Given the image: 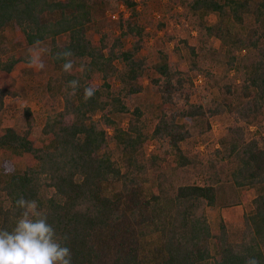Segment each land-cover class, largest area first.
I'll use <instances>...</instances> for the list:
<instances>
[{
    "label": "trees",
    "instance_id": "16d2710c",
    "mask_svg": "<svg viewBox=\"0 0 264 264\" xmlns=\"http://www.w3.org/2000/svg\"><path fill=\"white\" fill-rule=\"evenodd\" d=\"M148 2L0 0V76L19 62L4 35L9 26L20 33L16 44H44L59 72L43 87L46 143L36 144L28 109L21 133L0 129V151L26 154L35 164L20 171L0 166V227H14L15 201L24 196L69 237L73 264H245L247 257L264 264V0H173L182 9L181 28L196 35L195 45L182 38L173 50L185 51L183 67L163 45L151 58L141 55L149 29L166 26L152 22ZM211 40L220 48L210 51ZM65 51L73 53L70 72L57 58ZM220 56L226 70H241L239 81L219 85L201 64ZM197 75L218 90L209 104L193 99ZM72 80L79 81L75 92ZM144 82L159 99L151 130L142 107L128 103ZM89 86L94 95L85 99ZM5 96L0 88V114ZM216 118L227 124L215 144L209 139ZM168 159L169 174L161 170ZM226 184L253 194L234 240L223 222L213 235L205 214L229 204Z\"/></svg>",
    "mask_w": 264,
    "mask_h": 264
},
{
    "label": "rangeland",
    "instance_id": "374dc122",
    "mask_svg": "<svg viewBox=\"0 0 264 264\" xmlns=\"http://www.w3.org/2000/svg\"><path fill=\"white\" fill-rule=\"evenodd\" d=\"M121 10H123V8H121ZM147 10L153 23L164 21L166 26L165 30L159 32L153 28L149 29L151 37L142 50L141 55L151 58L156 48L163 45L172 54V61L174 63L180 64L182 67L185 66L187 64L185 51L181 50L180 53H173V50L177 44H180L179 40L182 38H185L190 44L195 45L196 35L194 32H186L181 28L180 23H184V21L178 18L177 15L182 12V9L175 6L173 0H149ZM206 20L210 24L215 23L217 21V16L210 15ZM190 27V25L186 26L187 29H190ZM164 33L175 35L176 41L171 43L166 42ZM4 35L10 43V46L15 45L10 53L16 56L19 62L14 66L7 77L0 76V88L6 90L4 107L0 114V129L12 127L18 133H21L24 130V121L26 120L24 117V110L28 109L35 121L33 137L36 140V144H44L47 140L42 135L41 129L48 111L43 105V87L49 78L57 77L59 72L56 71L50 63L45 53L44 44L35 46H20L16 44L15 41L20 37V33L12 26L4 30ZM87 35L93 41H97L98 39V36L91 31L88 32ZM126 45L129 46V42H127ZM207 48L211 51L213 48L219 49L220 47L216 40H211ZM202 53L204 52L202 51ZM237 56L239 62L245 61L246 55L244 52L237 53ZM200 59H202V57H200ZM219 60L221 63H219ZM219 60H214L212 58L202 59L201 64L206 68H210L215 82L219 85L227 84L231 81L234 82V79L239 81L241 70L236 71L233 69L228 71L224 65L226 59L220 56ZM41 64L43 67H40ZM194 86L196 89V94L193 98L194 101L197 100L203 104H209V101L216 98L218 95L217 88H210L205 79L200 75L194 78ZM128 103L132 108L135 105L142 107L144 110V124L148 130H151L155 124V107L159 103V99L152 93L147 82H144L142 91L138 95L129 97ZM226 124L227 121L221 118L211 120L210 143L216 144L223 134ZM125 125L126 120L122 123L123 127H125ZM249 131L251 134L254 133L255 126H251ZM153 145L154 143H151L146 152L152 150ZM203 146L204 145L201 143L196 144V147L200 151H203ZM171 162L172 159H168L161 167V170L169 174ZM2 165L8 169H14L15 171L24 170L28 166L35 167L34 162L29 156L11 151H0V166ZM153 176H155V173L151 172L149 178ZM224 192L227 194L229 204L222 208H206L205 214L213 235L218 234L220 224L223 222L230 233L231 239L234 240L242 229V216L251 210L250 199L253 194L248 191L245 193L236 191L232 189L229 184L224 185ZM210 245L213 251V242H211Z\"/></svg>",
    "mask_w": 264,
    "mask_h": 264
},
{
    "label": "clouds",
    "instance_id": "9594fccd",
    "mask_svg": "<svg viewBox=\"0 0 264 264\" xmlns=\"http://www.w3.org/2000/svg\"><path fill=\"white\" fill-rule=\"evenodd\" d=\"M73 53L57 54L64 59L63 70L70 72L73 64L69 59ZM40 67H43L41 64ZM73 92L79 87L78 80L69 82ZM94 88H84L85 99L94 95ZM19 216L10 230L0 227V264H73L72 250L67 235H59L48 214L40 208L36 199L20 196L15 201ZM245 264H259L255 257H247Z\"/></svg>",
    "mask_w": 264,
    "mask_h": 264
}]
</instances>
